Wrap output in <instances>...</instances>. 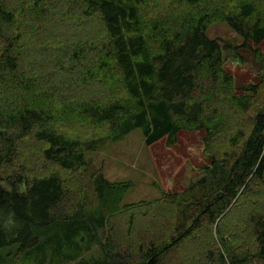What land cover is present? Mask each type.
Instances as JSON below:
<instances>
[{
    "label": "trees",
    "instance_id": "16d2710c",
    "mask_svg": "<svg viewBox=\"0 0 264 264\" xmlns=\"http://www.w3.org/2000/svg\"><path fill=\"white\" fill-rule=\"evenodd\" d=\"M217 21L255 79L226 67L227 49L244 60L208 37ZM138 127L146 144L200 131L205 161L183 190L126 205L132 182L85 156ZM90 241L91 264H264V0H0V264L71 261Z\"/></svg>",
    "mask_w": 264,
    "mask_h": 264
},
{
    "label": "rangeland",
    "instance_id": "374dc122",
    "mask_svg": "<svg viewBox=\"0 0 264 264\" xmlns=\"http://www.w3.org/2000/svg\"><path fill=\"white\" fill-rule=\"evenodd\" d=\"M206 33L208 37L221 38L237 46L236 50L244 61L235 59L230 49L225 50L224 55L227 57L226 67L234 73L238 82L255 79V73L262 69V65L254 59L250 49L240 46L242 38L225 21L212 23ZM201 136L200 131H182L174 144H167L165 138L146 144L142 128L138 127L117 141L106 139L101 147L87 152L85 157L89 168L92 171L101 170L108 180L132 182V186L124 193L122 204L150 202L161 197L164 192L183 190L201 174L200 166L205 161ZM145 209L153 213L147 207L137 209V226H143L149 221L150 216L143 215ZM127 215L128 212H123L114 218L117 229L124 234L122 237L119 235L121 238L125 236ZM96 236L101 244L108 247L110 239L106 229L97 230ZM132 237L136 238L135 234ZM103 256L100 244L90 241L82 243L81 251L73 260L56 259V263L91 264Z\"/></svg>",
    "mask_w": 264,
    "mask_h": 264
}]
</instances>
